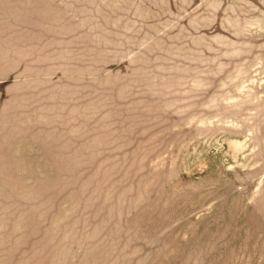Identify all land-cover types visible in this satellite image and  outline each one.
Returning <instances> with one entry per match:
<instances>
[{
    "label": "rangeland",
    "instance_id": "374dc122",
    "mask_svg": "<svg viewBox=\"0 0 264 264\" xmlns=\"http://www.w3.org/2000/svg\"><path fill=\"white\" fill-rule=\"evenodd\" d=\"M0 264H264V0H0Z\"/></svg>",
    "mask_w": 264,
    "mask_h": 264
}]
</instances>
